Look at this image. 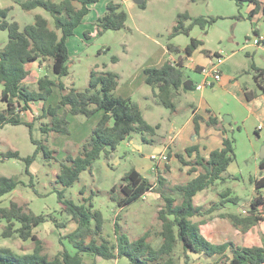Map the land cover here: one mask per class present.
<instances>
[{
	"label": "trees",
	"instance_id": "1",
	"mask_svg": "<svg viewBox=\"0 0 264 264\" xmlns=\"http://www.w3.org/2000/svg\"><path fill=\"white\" fill-rule=\"evenodd\" d=\"M102 0H27L18 3L24 12H33L42 9L47 12L53 22L41 14L34 16V22L24 28L15 20L9 19L12 7L0 8V31L7 32L8 42L0 47V86L1 102L5 106L0 110V128L7 125L25 126L29 129L30 139L36 146L33 155L23 157L19 151L12 149L1 154L0 162L15 159L25 163V173L30 176L31 186L34 176L30 172L31 165L36 161L40 151H43L47 160L59 163V173L56 183L62 190H55L47 194L34 191L40 197L57 194L61 206V215L70 217L76 228L68 235L60 238L63 245L55 256L45 254V242L36 230L52 221L58 228L56 219L50 215L35 214L28 203L12 201L8 207H0V221L6 223L2 236L5 239L18 237L24 243L31 241L34 245L31 253L16 254L11 248L0 247V264H84V255L100 257L107 261L126 259L128 264H199L198 261L212 260L214 264H264V246L241 247L234 242L214 244L212 242L211 221L215 217L231 222L239 232L246 234L254 226L264 221V177L253 180L255 197L250 202L247 213H232L226 205H240L238 197H232L230 190L220 194V199L208 205L200 206L195 203V197L218 184L228 180V169L236 160L234 139L229 136V131L221 125L217 118L210 117L207 121L199 114H195V135L199 138L200 122H206L208 127L221 131L225 138L223 147L214 150L208 158L199 154L197 146L189 147L185 155L178 154L176 158L183 167L188 168L189 175L195 177L184 185L173 184L169 180L171 168L158 173L156 181L131 168L124 174L121 182L108 191L109 199L123 210L133 203L144 199L154 192L163 200L158 210V226L148 228L142 236L135 240L123 233L119 227V219L115 222V240L108 239L105 235V218L100 210L95 209L93 198L86 200V204L78 205L66 196V189L73 187L80 181L84 172H92L94 164L104 157L109 159L111 153L133 135H140L146 144H154L160 125L152 126L144 118L140 105L132 98L116 96L120 86V76L114 72H91V79L85 89L76 87L68 88L62 78L69 77L70 50L68 41L75 36V31L84 22L86 16L92 11V6ZM239 8L249 2L255 8L250 12V20L260 11L264 14V4L258 0H234ZM146 8V3L140 5ZM238 19H242L241 16ZM218 19H205L199 17L192 19L188 14H180L170 33V40L179 35L190 36L195 26L206 32L207 28L216 23ZM128 13L122 3L110 2L106 12L94 24V30H87L83 35V42L90 46L91 41L97 36H103L108 31H120L126 27ZM191 21L187 26L185 22ZM254 37H261L259 30L254 29ZM264 44V41L262 42ZM202 46V41L191 39V43L184 49L172 43L167 49L170 54L177 55L178 59H168L159 68H147L144 71L145 84L153 89L159 103L168 109L172 115L179 113L178 98L185 90L186 60ZM207 56L217 57L204 51ZM113 63L118 62L117 57L112 58ZM40 63L42 67L56 76L52 79L49 75L40 77L36 88L29 85L32 72L27 66ZM250 72H254V80L264 93V69L252 65ZM61 92V99L55 105H48L49 99L54 94V89ZM246 97L253 100L257 92H249ZM43 103L41 119H47L42 124L40 131L46 135L49 143L51 134L60 136L71 135L70 115L91 119L99 112L103 116L93 128L92 133L82 143L77 155L67 154L59 161L57 152L50 149L43 141L34 138L33 131L35 120L27 122L23 116L31 110L32 105ZM193 154L196 157L191 158ZM264 172V159L260 162ZM28 187L15 177H0V201L13 193L18 187ZM158 227V228H157ZM68 241L70 247L63 243ZM156 241V246L153 241ZM95 264V263H94ZM201 264V263H200Z\"/></svg>",
	"mask_w": 264,
	"mask_h": 264
},
{
	"label": "rangeland",
	"instance_id": "2",
	"mask_svg": "<svg viewBox=\"0 0 264 264\" xmlns=\"http://www.w3.org/2000/svg\"><path fill=\"white\" fill-rule=\"evenodd\" d=\"M258 1L262 3V5L264 4V0ZM110 2L122 3L124 5L128 13L126 27L120 31H108L103 36L94 38L90 46L86 48L85 44L82 42V35L85 28L86 30L91 29L93 20L99 17V14H104L106 12V6ZM140 3H146V8H142ZM219 3L230 4L226 5V10L223 11L224 6H221ZM0 6V8L9 7H3L4 3H0ZM249 6L250 3L245 2L241 7L243 8L241 11V8L237 6L234 0H102L99 4L95 5L90 18L88 17L85 21V28H80L82 30L75 32V36L70 40L71 74L69 77L62 78L61 80L68 88L74 86L83 90L88 86L92 71L95 70L99 73H117L121 79L116 96H122L121 94L127 92L130 98L135 102L141 103L142 110L146 114L149 122H161L166 128L172 114L159 103L157 98L156 102L153 97H150V99L143 98L144 94L148 91H153V89L142 81V71L147 68H159L169 59L168 58L161 65H158L156 59V54L162 55L168 53V44L172 43L184 49L190 44L191 37H201L200 27H198L195 29L194 33H192L193 31L191 32V37L182 35L170 40L169 36L176 24L178 15L186 13L192 19L199 17H204L205 19H218L216 22L217 25L214 24L211 26L212 34L216 36V40L212 38L211 41L212 44L216 46V41L220 38H224L225 35L227 39L231 40L234 38L235 32L237 36L245 33V25L241 24V22L249 23L250 29L247 34L250 35V40L254 39L252 27H255V23L248 18ZM23 13L26 19L31 17L29 15L35 16L36 14H41L45 18H48L51 23L53 22L51 16L42 9H36L30 13ZM259 15L261 16V20H263L264 15L262 10L259 11ZM11 16L15 18V21L23 24V16L15 12L11 13ZM239 16H241L242 19H238ZM232 19L237 20V24L240 26L237 28L235 25L233 26L234 22H232ZM185 23L188 26L191 21ZM262 30H264V26ZM0 33L4 32L0 31ZM260 36L262 37L264 35ZM246 40L245 42H247ZM79 41H81L82 47H84L82 50H80L82 47L80 48L78 46V44H81ZM173 56L177 57V55ZM113 57H117L119 62L113 63ZM226 62L229 68L233 69L243 62L246 63L247 67L249 65L251 67L253 64L256 65L252 57L248 60L243 53L236 56L233 60L228 59ZM34 64L28 65L27 68L30 67L33 72L38 73ZM42 67L44 68L43 70H46L52 75V71L48 70L47 66L44 67L43 65ZM46 71L39 72L40 76H45L47 74ZM185 76L195 83L199 82V77H201L198 72L188 68L185 69ZM38 77V74H33V76H31L29 85L32 88H36ZM51 77H54V75ZM251 81L254 82L252 78ZM139 85L141 87L138 89ZM56 98L57 97L53 96L48 104L55 106ZM177 104L178 106L180 105L178 101ZM4 107L0 99V110H3ZM40 109L39 106H34V111L25 113L23 118L28 122H33L35 120L33 136L35 139L43 141L46 139V135L40 131V127L42 124H46L48 120L41 119L42 112H40ZM190 114L189 110H183L182 114L173 118L179 122L178 126H181L186 123ZM101 116L100 114V118L93 126H91V123L96 116L92 119L73 116L70 120V123H72L70 124L71 135L60 136L51 134L48 140L49 143L43 141V144L57 152L55 157L59 161L63 160L67 154L77 155L81 149L82 143L92 133L93 128L97 125ZM81 124H84V126L81 127ZM86 134L88 135L86 138L81 137V135L84 136ZM159 134H162V131L161 133L159 132ZM80 137V141H77ZM136 137H138L137 134ZM244 144H248V142ZM10 149L19 151L23 157L33 155L36 151V146L31 142L29 129L27 127L7 125L4 129H0V151L3 150L5 153ZM154 150L155 146L146 147L145 155L151 154ZM112 154L113 153H111L109 157L110 161L102 157L94 164L92 172L87 171L82 173L80 181L73 187L66 189V196L78 205L86 204V200L93 198L95 209L100 210L104 215V233L108 236V239L115 240V222L118 220L119 215V219H121L119 220V227H122V232L125 233L130 240H135L142 236L148 228L158 226V210L161 207L160 205L163 204V200L160 199V196L157 194H149L144 199L120 210L109 199L108 191L121 182L122 177L130 170L135 160L134 158L130 159L128 156L123 157L122 154L113 156ZM107 161L110 162L111 165H108ZM259 164L260 160L258 158L250 159L247 162L240 161L239 171L241 174L239 173L240 175L238 178L231 181H229L230 179L228 178V183L217 185L218 191L221 190V193L230 190L232 196L239 197L244 204L241 206V214H244L243 212L250 207V202L253 200L251 197L256 190L253 180L258 177ZM175 165L176 163H174V166ZM59 169V163L54 160H47L44 157L43 151H40L36 161L30 167V172L35 177L33 186H31L30 176L25 173L24 162L15 159L0 162V177H15L25 183L26 186L28 185V187L20 186L13 193L4 196L0 201V207H8L14 200L20 203H28L35 214L50 215L58 221L57 223L59 225H66L65 228H58L55 223L50 221L36 230L38 236L45 242V254H48L50 257L55 256L62 250L63 245L60 243V238L68 235L76 228V224L71 222L70 217L61 215V206L58 203L56 193L40 197L34 191L35 189L41 194H47L55 190H62V187L55 182ZM154 175L155 174L151 177L152 181H156V176ZM172 183L175 184L173 181ZM207 193L208 194H206L205 197L203 196V198L199 197L196 199L195 197V203L198 205L199 203L204 204V202L207 203V201L214 202L216 199H220V197H217L216 188H213V190ZM234 211L235 210H230V212ZM219 220H222V218L215 217L211 221V224ZM5 225V222L0 221V247L11 248L19 255L26 252L31 253L34 247L31 241L24 243L18 237H13L12 239L3 238L2 233ZM214 233L216 234V241L218 243L233 240L231 229L226 226L224 228L220 226ZM251 237L254 239L253 243L257 242L264 245V223L259 224L253 229ZM63 242L67 248L70 247L68 241L63 240ZM155 244L156 241L154 240L153 245L156 246ZM203 262L207 264L205 260ZM94 263L128 264V261L124 258L107 261L100 257L95 258L90 255H84V264Z\"/></svg>",
	"mask_w": 264,
	"mask_h": 264
},
{
	"label": "crops",
	"instance_id": "3",
	"mask_svg": "<svg viewBox=\"0 0 264 264\" xmlns=\"http://www.w3.org/2000/svg\"><path fill=\"white\" fill-rule=\"evenodd\" d=\"M25 1L27 0H0V3H4L3 7H7V6L12 7V11L9 14L10 20H15V18L11 16V13L13 12L18 13L19 15L23 16V19H22L23 24H20L17 21L20 24L21 28H24L25 26L30 25L34 22L33 15H29L31 17L27 19L24 18V13H23L24 11L22 10V8L19 6L18 3H23ZM54 1H60V0H54ZM219 4H221V6H224L223 11H225L226 10L225 6L230 3H219ZM94 8H95V5L92 6V11L90 12L88 16H86L83 24L78 29H76L75 32H79L80 30L85 28L84 23L88 17L90 18V15L92 14ZM254 8L255 6L250 4L249 9H248L249 12L248 11L247 12L250 14V12ZM242 9L243 8H241L240 10L242 11ZM102 14L103 13L99 14V17ZM99 17L93 20V25L91 29L89 30L91 31L94 30V24ZM251 21L255 23V27L254 28L252 27L253 29L252 33L254 29H258L259 34L264 35V30H262L264 26V19L261 20V16L259 15V12L253 17ZM232 22H234L233 26L235 25L236 28L240 26L237 24L238 23L237 20L232 19ZM241 24L245 25V29H244L246 30L245 33H242L241 35L237 36L235 32V36L231 40L227 39L225 35L224 38H220L218 41H216V46H214L211 41L212 38L216 40V36H213L212 34L211 27L207 28L206 32L202 30L201 28H199V30L201 31L200 38L191 37V34L194 33L195 29L198 28L199 26H195L193 28L192 30L193 32L191 31L192 33H190V36H187V37H191V39L202 41V46H200L194 52L192 57L185 58L186 68L198 72L199 76H201L199 77L200 81L195 83L191 81L190 78H186V81L184 83L185 90L182 91L181 95L178 98V102L180 103V105L178 106L179 113L176 115H171V117L169 118V123H167L166 128L161 122H155V123L149 122L146 114L142 110L145 120L150 125L152 126L160 125V129L157 132V136L155 139L156 141L154 144H151V145L146 144L143 142V139L141 136L138 135V137H136V135H133L127 141L123 142L118 147V150L112 154V156L122 154L123 157L128 156L130 157V159L134 158L135 161L131 168H135L137 171H139L141 174L148 177L149 179H151L153 174H155L154 176H156V179H157L158 173L163 171L166 165H169L171 168L169 180L171 181L172 179V181L175 182L176 185H184L188 183L189 181H191L195 177L196 174L189 175L187 172L188 168H185L182 166V164L176 158V155L178 154L185 155V151L187 148L197 146L199 148V154L202 157L208 158L212 151L221 149L223 147V140L225 138L224 134L221 131L217 130L216 128L208 127L206 122H203V121L200 122L201 128L199 132V135H200L199 138H194V135H195L194 116L195 114H199L200 116L203 117L205 121H207L210 117L217 118L220 121L221 125L224 126L229 131V136H232L235 141L234 149H235V154H236V160L231 164V166L228 169L227 176L230 179L229 181L237 179L238 176L241 174V172L239 171L240 161L247 162L250 159L258 158L261 162L262 159L260 158V154H261L262 147L264 145V93L260 92V88H258L254 80V72L249 71L250 65L247 67L246 63L243 62L242 64H238L233 69V68H229L226 62L228 59L233 60L236 56L243 53L247 57L248 60H250L252 57L258 68L264 69V46L263 45L258 46V45L253 44L252 42L248 43V41L250 40L249 39L250 35H248L247 33H248V30L250 29V25L248 22H241ZM215 25H217V23H215ZM85 31H87L86 28H85ZM1 32H4V31H1ZM84 32H83V35H84ZM83 35H82V42H83ZM179 36H182V35H179ZM73 37L69 39L68 46H69L70 40ZM245 40L247 42H245ZM7 42H8L7 32L0 33V47L5 46ZM79 42L81 43V41ZM78 46L81 48L82 43L80 45L78 44ZM83 48L84 47H82L80 50H82ZM204 51H208V52L211 51L210 53L212 55L217 54L218 56L224 58L225 61H224V64L222 65L223 67L221 68L222 79L219 82H215L213 88H203L201 90H197L196 89L197 86L203 84L205 81L211 78L210 69L215 59V57L212 58L211 56H207L204 53ZM167 54L165 53L162 55L156 54L158 65L159 64L161 65L168 58L169 59L172 58L173 60L178 59V57H174L172 54L170 56L169 51ZM70 56H71V52H70ZM118 62H119V59H118ZM34 66H36L35 68L38 70V73L33 72L30 67L27 69L32 72V76L33 74H38L39 76L38 79H39L40 77H42L40 76L39 72L46 71V70H43L44 68L40 66V63H35ZM144 71L145 69L142 71V81L145 82ZM46 75H49L51 77L54 74L52 73V75H50V73L47 72ZM51 78L55 79L56 76L54 75V77H51ZM251 78L254 82L251 81ZM140 85L138 89L141 87ZM245 89H247V91L249 92H257L258 96L253 100H248L246 97ZM121 95L124 98L130 97L127 92ZM53 96L57 97L56 98V104H57L61 99V92L58 88L54 89ZM150 97H153L154 101L156 102V97L153 91H148L146 94H144L143 98L150 99ZM137 103L140 105L142 109L141 103L139 102ZM34 106H39V108H41L40 112H42L43 103H37L35 105H32L31 110L28 112L34 111ZM183 110H189L191 114L185 124L178 126L179 122L173 117L182 114ZM100 114L103 116V112H99L97 115H95L96 118L91 123V126H93V124L97 122V120L100 118L99 117ZM71 117L73 116L70 115L68 117L69 121L71 120ZM82 126H84V124H81V127ZM259 127H262V129H259ZM4 128H0V129H4ZM161 131H162V134H159V132L161 133ZM87 136H88L87 134L84 136L81 135L82 138L83 137L86 138ZM81 137L77 141H80ZM245 142H248V144H244ZM148 146H151V147L155 146V150L152 151L151 154L145 155V150H146V147ZM2 153H4L3 150L0 151V155ZM153 155H167L168 161H163L160 163L159 166L156 167V165H154V161H152L151 159ZM195 157H196V154H193L191 158L186 157V160H191V159H194ZM108 161H110V159H108ZM108 161H107V164L111 165L110 162ZM174 163H176L175 166H174ZM262 177H264V172H262L260 168V164H259L258 177L256 178V180L261 179ZM225 183H228V180ZM213 188H216L217 197H219V194H221V190L218 191V187L216 185L204 192L199 193L196 196V199L199 197L203 198V196L205 197L206 194H208L207 192L213 190ZM262 193L264 194V188L262 189ZM149 194H157V193L150 192L145 197H147ZM255 195L256 194L254 192L251 198L253 199ZM232 197H238V196H232ZM217 200H219V198L216 199L215 201ZM211 202L207 201V203L206 202H204V204L199 203L198 205L204 206V205L210 204ZM242 205L244 204L240 200L239 206L227 204L226 208L228 211L235 210L232 213H237V212L241 213ZM228 222L229 221H227L226 219H222L212 224L210 223V226L212 228V233H213L212 242L214 244L234 242L238 246H241V247L264 246L257 242L253 243L254 239H252L251 237L253 229L257 227L259 224L264 223V221L254 226L246 234L239 232L238 229L231 222L229 223ZM220 226L222 228L226 226L229 229H231V232L233 234V240L231 241L227 240L221 243H218L216 241L217 237L214 231L219 229ZM203 261L204 260L201 259V261H198V263L205 264ZM205 262L207 264H214L212 260H209V261L205 260Z\"/></svg>",
	"mask_w": 264,
	"mask_h": 264
},
{
	"label": "built area",
	"instance_id": "4",
	"mask_svg": "<svg viewBox=\"0 0 264 264\" xmlns=\"http://www.w3.org/2000/svg\"><path fill=\"white\" fill-rule=\"evenodd\" d=\"M264 41V36L262 37H254L253 40H249L248 43H253L255 45H263L262 42ZM224 58L217 56L214 59V63L212 64V67L210 69V79L205 81L203 84L196 87L197 90H201L203 88H213L215 82H219L222 79V72L221 67L224 64ZM259 129H262V127H259ZM152 161H154V165L159 166L161 162L168 161L167 155H153L151 157ZM244 214L247 213V211L243 212Z\"/></svg>",
	"mask_w": 264,
	"mask_h": 264
},
{
	"label": "water",
	"instance_id": "5",
	"mask_svg": "<svg viewBox=\"0 0 264 264\" xmlns=\"http://www.w3.org/2000/svg\"><path fill=\"white\" fill-rule=\"evenodd\" d=\"M143 3H140V5H142ZM260 158L263 160L264 159V145L262 147V150H261V154H260Z\"/></svg>",
	"mask_w": 264,
	"mask_h": 264
}]
</instances>
